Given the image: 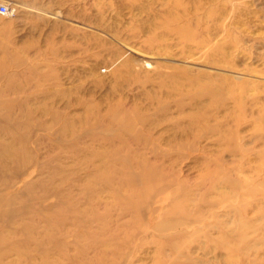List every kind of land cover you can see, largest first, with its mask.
Returning a JSON list of instances; mask_svg holds the SVG:
<instances>
[{"label": "rangeland", "instance_id": "1", "mask_svg": "<svg viewBox=\"0 0 264 264\" xmlns=\"http://www.w3.org/2000/svg\"><path fill=\"white\" fill-rule=\"evenodd\" d=\"M0 3V264H264V0Z\"/></svg>", "mask_w": 264, "mask_h": 264}, {"label": "bare ground", "instance_id": "2", "mask_svg": "<svg viewBox=\"0 0 264 264\" xmlns=\"http://www.w3.org/2000/svg\"><path fill=\"white\" fill-rule=\"evenodd\" d=\"M9 14V13H8ZM173 21H172V26L168 25L167 27L164 26L162 23H160L161 28L163 29V33H167V34H177L178 37L181 38H188V34H190V28H188L187 26H183L179 25V23H183L184 21H189L192 20V18L190 19L187 14H184L182 16H173ZM196 22H195V26H196ZM182 43L185 46H193V47H197V45L199 44V40H189V39H181ZM195 41V42H193ZM122 66L125 67L126 69H130L131 65V61L128 60L127 58H125L122 61Z\"/></svg>", "mask_w": 264, "mask_h": 264}, {"label": "built area", "instance_id": "3", "mask_svg": "<svg viewBox=\"0 0 264 264\" xmlns=\"http://www.w3.org/2000/svg\"><path fill=\"white\" fill-rule=\"evenodd\" d=\"M9 13V8L7 4L5 3H0V15L4 16Z\"/></svg>", "mask_w": 264, "mask_h": 264}]
</instances>
